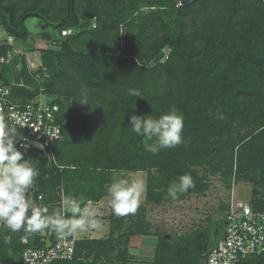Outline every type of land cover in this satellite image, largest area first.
Returning a JSON list of instances; mask_svg holds the SVG:
<instances>
[{"label":"trees","instance_id":"trees-1","mask_svg":"<svg viewBox=\"0 0 264 264\" xmlns=\"http://www.w3.org/2000/svg\"><path fill=\"white\" fill-rule=\"evenodd\" d=\"M76 1L0 0V25L15 34L18 42L28 40L26 20L30 17L46 18L43 38L48 41L64 28L74 29L58 42L60 49L42 51L47 69L41 83L66 110L60 119L63 137L51 147L19 150L40 172L35 181L37 192L43 193L39 208L70 218V205L63 209L61 195L52 188L63 187L65 197L72 201H99L108 195L113 171L151 166L156 170L148 180L147 200L155 203L168 200L170 181L185 173L191 175L195 187L179 196L207 190L209 183L199 174V166L221 172L229 185L234 173L242 174L255 183V196L264 193V120L258 122L256 132L239 142L227 135L229 124L238 118L250 121L258 113L264 116V1L197 0L184 6L174 0H90L81 14ZM139 1L159 9L144 16L140 33L122 32L121 25ZM176 5L172 16L159 11ZM94 15L98 22L89 29ZM50 16H57V22ZM165 46L171 51L161 61ZM153 60L155 64L149 65ZM16 65L17 60L7 80L24 84L14 87L13 98L26 101L38 84L26 64L24 71ZM129 89L138 90L141 97L131 96ZM257 96L260 112L254 110ZM85 97L87 102L81 103ZM172 109L184 118V142L153 155L145 150V144L153 141L131 131L130 117L156 119ZM78 203L85 207V201ZM254 207L264 210L260 204ZM222 208L226 211L229 204ZM144 225V221L137 224L129 234H145ZM115 229L108 238L77 239L76 257L84 260L57 264H92V254L94 261L99 260L118 246L113 240ZM210 235L209 229L178 240L161 234L154 264H201V259L206 261ZM24 238L29 245L41 244L37 234L1 229L0 264L20 261ZM246 262L264 264V257Z\"/></svg>","mask_w":264,"mask_h":264},{"label":"rangeland","instance_id":"rangeland-1","mask_svg":"<svg viewBox=\"0 0 264 264\" xmlns=\"http://www.w3.org/2000/svg\"><path fill=\"white\" fill-rule=\"evenodd\" d=\"M264 1V0H263ZM90 0H77L76 9L79 14L84 10ZM127 2V1H126ZM52 3L49 2L48 5ZM136 6L132 8V14L127 17V20L121 25L122 32L140 33L141 25L143 24V19L145 15L150 14L151 11L159 9L157 6L152 5V3H147L144 1L136 2ZM179 5V4H178ZM178 5L175 8H161L159 11L162 14H167L172 16ZM42 12H44L42 10ZM45 14L49 16L46 12ZM57 16L48 17L52 22H57ZM133 18V22L129 24ZM46 18H41L38 16L30 17L26 20V26L30 32L29 46L34 48L33 54L36 55V47L40 48L46 45L43 35L45 33L44 24ZM1 21V18H0ZM92 25L89 29L94 28L98 22V16L94 15L92 17ZM1 23V22H0ZM3 27L0 25V32ZM56 34V33H54ZM145 44L144 47H146ZM25 43H16L15 49H23ZM25 49V48H24ZM171 48L165 46L162 50L163 56L161 61L167 59L166 55H169ZM17 63L20 69L24 71L28 60L26 55H18ZM25 62V63H24ZM156 61H151L149 65L155 64ZM10 67L6 66V72L3 73V78L8 77ZM12 75V73H11ZM263 89V88H262ZM263 91V90H261ZM262 93V92H261ZM259 96V95H258ZM257 96L258 102L254 107V110L261 111V105L259 103V98ZM261 96V95H260ZM257 107V108H256ZM259 108V109H258ZM254 118V117H253ZM258 118V119H257ZM231 124H229L228 134L232 135L233 139L239 142L240 138L249 136L250 133L256 132L259 121L264 120V116L260 113L257 114L256 118L249 121L248 117L238 118ZM246 119V120H244ZM256 119V120H255ZM260 121V123H261ZM225 135L224 137H227ZM218 138V137H216ZM225 141L224 139H219ZM218 139L215 141H219ZM224 148V147H223ZM238 145H236L235 150L237 151ZM199 174L204 178L205 181L209 183V187L204 192L191 193L189 195L178 196L177 199L169 198L160 203H155L153 201L147 200V186L150 174L156 170V166H151L146 170L139 171H127V170H115L113 171L112 177L124 178L129 182H142L144 186V193L141 197L140 206L144 209L138 208L135 214H129L127 216L118 217L113 214L109 203V196L106 195L98 201H94L88 204V200L84 198H77L76 200H71L65 197L64 188L56 186L53 189L55 194L61 195L63 209L72 202L85 201V207L88 204V208L93 212L96 225L91 227L87 232H77L75 236L77 238H89V239H100L108 238L111 234V230L115 229L113 224H116V231L114 233V242L117 243L114 250H111L108 254H103L99 260L94 259L92 254L89 257L90 263L92 264H154L156 258L157 250V240L161 234L172 237L173 240H178L184 235H188L193 231L199 229H209L211 231L210 235V246L220 237L221 222L224 219L225 211L223 210V204L229 203V200L235 193L238 198L248 200L254 205L260 204L264 206V193H260L255 196L254 189L256 187L254 182L246 181L243 179V175L235 174L232 178V183L229 185L226 182L225 177L221 172H213L212 168L209 166H199ZM33 189V188H32ZM30 189V190H32ZM159 189V188H157ZM31 193V192H30ZM258 200V201H257ZM42 206V205H41ZM118 219L117 221H115ZM145 223V234H129L130 231H135L136 226L139 223ZM121 222L123 224H121ZM121 224V225H120ZM217 231V233H216ZM201 264H205V259H201Z\"/></svg>","mask_w":264,"mask_h":264},{"label":"built area","instance_id":"built-area-1","mask_svg":"<svg viewBox=\"0 0 264 264\" xmlns=\"http://www.w3.org/2000/svg\"><path fill=\"white\" fill-rule=\"evenodd\" d=\"M73 32V28L62 29L49 41L45 40V46L36 47V55L33 54L35 46L33 48L28 44L30 40L35 41L30 39V35L25 43V49L16 50L18 40L15 34L4 29L0 32V117L9 127L16 129L17 150L51 147L53 142L63 137L60 119L66 110L57 102L58 96L49 93L41 83L47 69L42 59V51L60 49L58 42L66 40ZM18 55H26L27 71L38 84L34 96L26 101L13 98L14 87L24 84L18 83L15 79L8 81L7 78H3V73L7 71L5 67L11 66ZM166 57L168 58V55ZM19 65L17 63L16 67ZM37 191L38 188L34 185L27 193V197L34 206L40 207L43 203V193ZM94 201L97 200L89 199L88 204ZM228 204L220 237L209 247L205 264H251L246 261L264 257V210L256 209L253 203L234 194ZM2 228L3 226H0V231ZM37 235L41 244L29 245L28 239L24 238L23 243L26 246L22 250L21 259L14 264H57L60 261L84 260L76 257L75 241L79 238L75 234L60 237L52 230H45Z\"/></svg>","mask_w":264,"mask_h":264},{"label":"clouds","instance_id":"clouds-1","mask_svg":"<svg viewBox=\"0 0 264 264\" xmlns=\"http://www.w3.org/2000/svg\"><path fill=\"white\" fill-rule=\"evenodd\" d=\"M129 94L141 97L136 89H129ZM85 102L86 97L81 103ZM130 123L132 132L153 141L145 144V150L153 155L184 142V118L174 109L156 119L151 115H132ZM17 141L16 129L9 127L0 117V226L12 233L23 230L28 235L52 230L60 237L87 232L94 227L96 221L93 212L87 207H81L78 202L71 203L70 218H65L59 211L49 214L46 207L41 209L33 205L27 193L34 187L40 172L32 160L25 159L24 153L17 150ZM194 187L193 178L185 173L170 181L165 198L177 199ZM143 193L142 182H129L114 176L107 187L113 214L118 217L135 214Z\"/></svg>","mask_w":264,"mask_h":264},{"label":"water","instance_id":"water-1","mask_svg":"<svg viewBox=\"0 0 264 264\" xmlns=\"http://www.w3.org/2000/svg\"><path fill=\"white\" fill-rule=\"evenodd\" d=\"M174 1L178 3L179 5L188 6L197 0H174Z\"/></svg>","mask_w":264,"mask_h":264},{"label":"crops","instance_id":"crops-1","mask_svg":"<svg viewBox=\"0 0 264 264\" xmlns=\"http://www.w3.org/2000/svg\"><path fill=\"white\" fill-rule=\"evenodd\" d=\"M234 195H235V193H234ZM236 196V195H235ZM237 197V196H236Z\"/></svg>","mask_w":264,"mask_h":264}]
</instances>
